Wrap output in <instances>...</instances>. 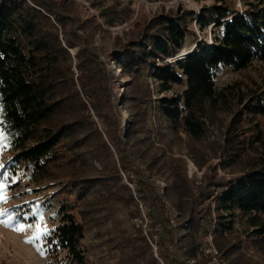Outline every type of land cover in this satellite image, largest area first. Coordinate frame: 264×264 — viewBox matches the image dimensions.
<instances>
[{"label":"trees","instance_id":"1","mask_svg":"<svg viewBox=\"0 0 264 264\" xmlns=\"http://www.w3.org/2000/svg\"><path fill=\"white\" fill-rule=\"evenodd\" d=\"M218 1L199 12L154 13L113 35L77 0H0V101L13 151L7 168L23 166L32 181L58 187L59 221L48 244L68 264H253L248 249L264 255V85L216 82L221 67L264 63V0H249L240 12ZM100 14L116 25L112 9ZM194 23L202 31L215 23L212 41L170 61L198 37ZM98 32L110 33L112 44H97ZM111 61L128 78L121 92ZM176 85L185 88L164 94ZM152 115L174 137L155 130ZM174 138L200 169L210 152L219 164L189 177L186 159L166 153ZM122 172L137 176L156 251L141 228L129 234L116 217L117 203L139 213ZM209 234L220 258L213 263L204 248Z\"/></svg>","mask_w":264,"mask_h":264},{"label":"rangeland","instance_id":"2","mask_svg":"<svg viewBox=\"0 0 264 264\" xmlns=\"http://www.w3.org/2000/svg\"><path fill=\"white\" fill-rule=\"evenodd\" d=\"M54 1L60 3L62 0ZM248 1L228 0L231 7L239 12L248 7ZM77 2L82 8L85 17L96 16L102 26L113 35L118 33L123 34L125 30L132 27L136 20L148 18L154 13L177 9L179 6L199 12L203 6L219 3L218 0H77ZM103 7L112 9L117 21L116 25L109 26L105 22V19L101 17L100 13ZM214 24L212 23L207 29L202 31L194 23L198 37L188 38L185 47L169 60L176 62L179 58L185 57L188 53L195 51L200 43H205V41L211 42ZM110 33L98 32L95 38L96 43L105 42L111 45L113 39ZM110 65L118 76L113 82L114 87L116 91L121 92L128 78L121 76L120 70L114 61H111ZM234 81H243L252 85L255 83L264 85V63L255 60L249 67L244 69L237 70L233 67H221L219 69L216 79L219 87ZM149 82L151 83V87L157 91L158 83L154 82L151 78H149ZM184 88V85H176L172 91L164 94L172 95L176 92H182ZM120 102V100L117 101L118 104ZM3 121V109L0 101V264H68L65 257L66 253L64 251L59 253L54 252L48 244L49 236L59 221V216L56 213L57 200L54 199V192L58 187H50L51 184L49 182L38 184L32 181L30 173L23 166L18 167L16 171L7 168L13 151L10 148L9 135L2 124ZM151 125L155 130L158 127L166 131L169 138L174 137V134L167 127L163 118L158 119L152 115ZM154 135H156L155 140L158 141L156 132ZM218 135L217 132H214L210 134L209 139L214 140ZM183 137L186 138V135L183 134ZM169 146L166 150L167 154L172 152L186 159L188 175L191 178L195 176L200 178L204 175L208 165L219 164V158L213 157L210 152V159L207 165L203 169H200L187 154L183 141L174 138L170 141ZM133 154L141 167L147 166L148 160L142 158L135 151ZM95 163L101 167L98 162ZM149 171L160 182L161 186L165 187L166 182L162 179L161 175L157 174L154 169H149ZM218 174L225 175L226 172L219 167ZM122 178L131 187L135 197L138 199L136 192L137 176L122 172ZM137 201L139 213L136 212V206L128 207L117 203L116 217L120 221V226L126 229L129 234H134L136 227L141 228L143 234L147 236L153 249L156 251L158 247L155 242L157 234L154 235L153 233L156 232L155 230L152 231L150 227V219L147 216L143 200L138 199ZM131 211L136 216L133 217ZM175 215H177V212L174 210L172 221L177 224L179 219ZM21 225L23 226V230H19ZM85 242L90 245L96 244L91 235L86 237ZM204 248L206 255L212 253L215 256L210 263L220 259L217 256L219 251L213 242L212 234L204 237ZM93 250L94 253H92L91 258L96 260L100 256V252L97 249ZM246 256L253 264H264V255L256 253L253 249H248Z\"/></svg>","mask_w":264,"mask_h":264},{"label":"snow or ice","instance_id":"3","mask_svg":"<svg viewBox=\"0 0 264 264\" xmlns=\"http://www.w3.org/2000/svg\"><path fill=\"white\" fill-rule=\"evenodd\" d=\"M19 230H23V226L22 225L20 226V229Z\"/></svg>","mask_w":264,"mask_h":264},{"label":"water","instance_id":"4","mask_svg":"<svg viewBox=\"0 0 264 264\" xmlns=\"http://www.w3.org/2000/svg\"><path fill=\"white\" fill-rule=\"evenodd\" d=\"M188 54H189V53H188ZM188 54H187V55H188Z\"/></svg>","mask_w":264,"mask_h":264}]
</instances>
